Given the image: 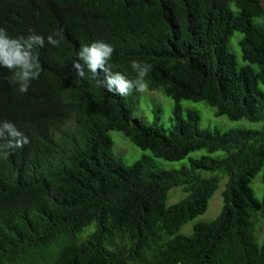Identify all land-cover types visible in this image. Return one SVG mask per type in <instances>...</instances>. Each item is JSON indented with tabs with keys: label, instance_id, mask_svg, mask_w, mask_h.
Here are the masks:
<instances>
[{
	"label": "trees",
	"instance_id": "trees-1",
	"mask_svg": "<svg viewBox=\"0 0 264 264\" xmlns=\"http://www.w3.org/2000/svg\"><path fill=\"white\" fill-rule=\"evenodd\" d=\"M0 28L46 42L33 48L42 71L26 93L0 67V122L30 141L0 155V264H264V194L259 200L252 187L262 173L264 190L261 0H0ZM236 31L242 67L229 45ZM94 42L113 47L108 64L128 79L132 61L152 65L147 88L175 101L171 128L134 121L128 104L138 92H107L103 71L77 76L72 65ZM182 100L263 126L203 129ZM111 130L169 161L201 149L224 155L173 170L148 157L127 165L113 155ZM224 179L218 216L181 233ZM174 187L187 196L168 205Z\"/></svg>",
	"mask_w": 264,
	"mask_h": 264
},
{
	"label": "rangeland",
	"instance_id": "rangeland-1",
	"mask_svg": "<svg viewBox=\"0 0 264 264\" xmlns=\"http://www.w3.org/2000/svg\"><path fill=\"white\" fill-rule=\"evenodd\" d=\"M264 4V0H261ZM243 34L236 31L230 39V49L236 56V62L239 67L247 65L242 57L239 41ZM256 67V65H254ZM261 90L264 92V85L259 84ZM132 111V119L143 125H153L156 121L160 127L168 130L173 125V116L175 101L166 96L161 90H150L147 88L145 92H138L131 99V103L128 104ZM181 105L184 113L187 110H196L200 115L199 126L203 129H218L226 131L230 129L245 128V129H261L263 121L253 122L248 119L242 118L239 120H232L226 115H216L215 108L208 105L203 101L182 100ZM159 111L160 118L157 120L156 112ZM109 135L112 139V152L116 158L121 159L125 164L131 165L141 160L144 157H148L154 162L155 166L164 170L179 169L184 165H189L190 158H199L203 155H211L214 157L223 156L222 151L209 153L205 149L192 151L188 156L179 161H169L154 156L149 149H142L136 146L131 140H129L122 132L117 130L109 131ZM252 187L255 193V197L262 200L264 190L262 182V173L256 175L252 180ZM225 188V179L221 181L219 189L215 192L211 200L209 201L208 210L196 217L194 220L188 222L181 229V233L190 235L193 232V226L197 222L212 221L221 212L223 205L222 192ZM187 196V192L183 187H174L169 191L168 205H173ZM262 219V216H260ZM258 241L261 243L264 238V223L260 222L259 225Z\"/></svg>",
	"mask_w": 264,
	"mask_h": 264
},
{
	"label": "clouds",
	"instance_id": "clouds-1",
	"mask_svg": "<svg viewBox=\"0 0 264 264\" xmlns=\"http://www.w3.org/2000/svg\"><path fill=\"white\" fill-rule=\"evenodd\" d=\"M59 35V33H57ZM60 40L53 35L47 37V43L52 46H59ZM45 38L32 33L27 38H12L6 29L0 28V67L9 71L8 81L18 85V91L26 93L30 82L38 79L42 67L37 55H34V46L44 47ZM114 49L104 42H94L91 45L83 46L78 53L79 60L73 63V69L78 77L85 76V68L92 74H98V70L106 74V79L100 81L107 92L122 97L128 96L135 89L137 92L147 90L146 77L152 68L151 64L132 61L131 67L136 73L135 79H128L125 75L111 70L108 61ZM82 61V63H81ZM29 139L21 133L11 122H0V155L7 158L15 149L24 147Z\"/></svg>",
	"mask_w": 264,
	"mask_h": 264
}]
</instances>
